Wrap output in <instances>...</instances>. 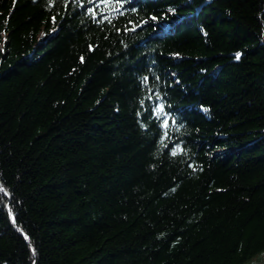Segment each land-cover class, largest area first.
<instances>
[{
  "label": "trees",
  "instance_id": "1",
  "mask_svg": "<svg viewBox=\"0 0 264 264\" xmlns=\"http://www.w3.org/2000/svg\"><path fill=\"white\" fill-rule=\"evenodd\" d=\"M0 188V264H264V0H0Z\"/></svg>",
  "mask_w": 264,
  "mask_h": 264
},
{
  "label": "snow or ice",
  "instance_id": "2",
  "mask_svg": "<svg viewBox=\"0 0 264 264\" xmlns=\"http://www.w3.org/2000/svg\"><path fill=\"white\" fill-rule=\"evenodd\" d=\"M90 2H92V0H90ZM102 2H105V3H107V0H102ZM94 11V10H93ZM153 19H155V17H153ZM239 55L240 54H237V59H239ZM165 127H167V124L165 123ZM173 155H175V153H173ZM0 191H3V189L2 188H0ZM13 222H15L14 220H13ZM25 239H27V237L25 236ZM34 251V250H33Z\"/></svg>",
  "mask_w": 264,
  "mask_h": 264
},
{
  "label": "rangeland",
  "instance_id": "3",
  "mask_svg": "<svg viewBox=\"0 0 264 264\" xmlns=\"http://www.w3.org/2000/svg\"><path fill=\"white\" fill-rule=\"evenodd\" d=\"M259 257H260V256L255 257L254 260L252 261V264H253V263H254V264H260L261 262L258 263V262H259V259H258ZM247 264H248V263H247Z\"/></svg>",
  "mask_w": 264,
  "mask_h": 264
}]
</instances>
